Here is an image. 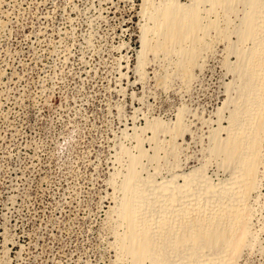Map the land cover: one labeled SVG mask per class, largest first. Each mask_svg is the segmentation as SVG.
<instances>
[{"label":"rangeland","instance_id":"1","mask_svg":"<svg viewBox=\"0 0 264 264\" xmlns=\"http://www.w3.org/2000/svg\"><path fill=\"white\" fill-rule=\"evenodd\" d=\"M163 1L149 15L145 0H0V264H128L120 208L140 141L160 145L161 181L225 179L212 149L235 108L243 6L208 14L188 75L152 47ZM260 155L237 264H264V139Z\"/></svg>","mask_w":264,"mask_h":264},{"label":"bare ground","instance_id":"2","mask_svg":"<svg viewBox=\"0 0 264 264\" xmlns=\"http://www.w3.org/2000/svg\"><path fill=\"white\" fill-rule=\"evenodd\" d=\"M151 1L145 0L144 14L150 15ZM163 2L159 16L157 10L151 12L157 15L152 16L153 29L160 38L152 47L159 53L178 54V66L188 75L209 43L208 34L202 37L200 33L215 26L212 19L208 25L203 23L210 18L208 14L232 3L243 6L236 31L237 44L242 46L233 47L238 52L235 71L239 82L235 108L228 125L215 133L212 149L226 177L215 184L201 168L161 181L160 145L150 155L140 141L138 155H130L131 165L124 176L120 218L125 232L118 240L119 248L128 264H237L249 234L248 202L256 185L264 139V0H189L186 5L180 0ZM207 3L213 8L206 10ZM149 41L148 37L144 40L142 59L152 48ZM171 146L176 155L180 149L176 139Z\"/></svg>","mask_w":264,"mask_h":264}]
</instances>
